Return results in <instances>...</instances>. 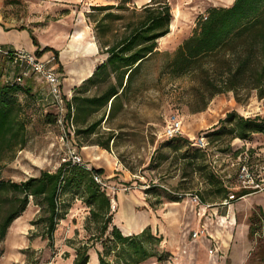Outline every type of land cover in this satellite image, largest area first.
I'll return each mask as SVG.
<instances>
[{
    "label": "rangeland",
    "instance_id": "374dc122",
    "mask_svg": "<svg viewBox=\"0 0 264 264\" xmlns=\"http://www.w3.org/2000/svg\"><path fill=\"white\" fill-rule=\"evenodd\" d=\"M136 1L134 6L126 4L128 10L124 12L115 9L98 12L89 8L88 14L84 15V31L93 40L98 53L97 22L106 13L122 16V20L114 23L103 22V25H109V31L102 35L100 41L113 44L122 37L127 24L133 21L132 12H139L151 0L148 3V0ZM219 1L165 0L172 17L174 13L180 16L172 32L169 28V34L158 40L157 51L173 53L191 36L196 23L206 16L209 8L230 5L228 2L222 4L223 0ZM114 3L113 7L124 5L123 0H115ZM20 6L26 18L34 21L30 22L29 28L34 25L40 31L50 23L66 26L61 22V17L67 14L65 11L31 9L27 3ZM77 14L67 20L71 30L76 25ZM72 37L71 31L64 45ZM39 59L45 61L44 56ZM163 62L162 57L155 56L144 64L136 82L139 91L132 94L128 102H124L123 111L115 119L107 120L105 116L93 135H79L74 139V146L83 162L88 166L101 165L106 168L105 177L115 193L116 204L108 231L113 226V217L116 223L122 225V231L136 230L142 225V220L133 210H129V205L126 207L122 202L121 195H125L128 202L139 201L135 210L140 214L148 212L146 206H152L160 225L153 228L151 233L162 239L157 248L159 253L169 255L161 262L152 258L141 264H264V220L257 209L246 214L253 206L264 204V193L245 201H237L231 207L221 206L218 201L205 205L189 201L193 209L182 204L186 206L181 213L186 216L178 224V229L183 232L181 237H178L177 232L174 233L177 230L176 225L173 227L176 213H170L169 221L162 220L165 219L162 214L165 212L168 195H194L199 199L203 189H208L199 173L187 167L183 159L184 152L192 154L195 151L193 144L202 138L200 133L215 125L229 112L245 118L264 116V100H259L255 91L240 92L238 100H235L232 93H228L214 97L203 112L193 114L191 111L196 101L190 91L192 84L187 80H158ZM11 78L8 69L0 63V81L4 83ZM94 91L90 89L86 96H93ZM38 94L32 90H29V94H16L22 108L20 119L25 125L26 143L23 149L9 156V160L6 158L0 162L2 181L20 183L38 177L42 172L54 173L67 159V142L62 139L60 129L47 122L46 116L54 113L53 108L47 105L49 102L45 96ZM101 117L102 113H99L91 118V122L99 121ZM172 117L181 122L182 141H168L162 136ZM111 134L114 140L109 142L107 150L98 146L105 143ZM203 139L207 144L208 139L204 136ZM263 145L264 138L257 135L245 142L234 140L228 146L230 151L226 153L219 152L220 149H226V143L220 147L206 146V154L213 170L227 186L236 190V175L241 166H246L255 178H264ZM237 151L241 153L234 157L233 153ZM95 158L98 160L93 161ZM117 168L121 170L116 172ZM149 186L152 187L150 193L145 194ZM124 189L127 191L124 192ZM183 200L187 201L185 198ZM124 207L126 209L122 213ZM58 210L64 218L58 222L51 244L44 236L46 207L39 201L30 200L24 213L11 224L0 243V264H65L71 254L75 256L76 251L83 246L88 247V254L102 251L101 242L107 234L100 235V225L91 220L89 209L79 197L68 192L60 195ZM120 211L122 216L119 215ZM175 219L177 222V217ZM196 231L204 232L207 246L202 235L193 237Z\"/></svg>",
    "mask_w": 264,
    "mask_h": 264
},
{
    "label": "trees",
    "instance_id": "16d2710c",
    "mask_svg": "<svg viewBox=\"0 0 264 264\" xmlns=\"http://www.w3.org/2000/svg\"><path fill=\"white\" fill-rule=\"evenodd\" d=\"M129 3L130 0H123L124 5L93 10L106 12L115 9L124 12L128 10L126 4ZM131 18L133 21L127 24L122 37L111 45L100 41L102 35L109 31V25H103V22L114 23L122 20V16L106 13L97 22L99 53L106 59L70 95L66 107L68 111L70 106L73 108V140L79 135H93L103 117L112 120L123 111L124 102L139 91L136 82L144 64L155 56L164 59L158 80H187L192 84L190 91L196 101L191 111L193 114L203 112L214 97L228 93L238 100L240 92L255 91L257 98L264 100V0H234L228 7L209 8L205 18L196 23L191 36L171 54L157 51V42L169 34L172 20L170 7L165 0H151L139 12L134 10ZM31 39L37 47L34 38ZM48 51L51 49L39 51L37 47L36 54ZM53 53L56 58L57 53ZM90 89L95 90L93 96H86ZM18 92L29 94L25 87L0 83V162L6 158L9 160L8 157L23 149L26 143L25 125L20 119L22 108L16 95ZM47 105L52 107L50 102ZM99 113H102L101 119L91 122V118ZM46 118L49 124L57 126L54 113ZM200 135L208 139L207 146L220 147L226 143V149L219 150L226 153L234 140L245 142L257 135L264 138V116L245 118L229 112ZM113 140L111 134L105 143L98 146L107 150L109 142ZM177 140L184 139L168 141ZM193 148L195 151L192 154L184 152L183 159L187 167L199 173L201 181L208 187L200 194L201 205L217 201L221 205L229 196H233L234 200L229 202L231 205L257 193L256 190L241 188L238 173V189L232 190L213 170L206 149ZM240 153L237 151L233 156L238 157ZM93 174L104 178L101 169L85 171L64 162L54 173L42 172L38 177L20 183L0 180V243L11 224L21 217L32 200L46 207L44 236L52 244L58 222L64 218L59 214L58 199L68 192L79 197L89 209L91 220L100 225V235L107 234L101 242L102 251H96L98 264H141L152 258L161 262L169 256L159 253L157 248L162 239L155 237L150 228L130 236H123L115 226L108 231L113 214L110 212V200L92 181ZM253 177L256 182L264 180ZM151 188L149 186L145 194L150 193ZM182 200L178 196L168 195L166 198L167 203H180ZM88 250L86 246L79 248L72 264H87Z\"/></svg>",
    "mask_w": 264,
    "mask_h": 264
},
{
    "label": "crops",
    "instance_id": "0c3cea01",
    "mask_svg": "<svg viewBox=\"0 0 264 264\" xmlns=\"http://www.w3.org/2000/svg\"><path fill=\"white\" fill-rule=\"evenodd\" d=\"M233 1L234 0H223L221 3L226 4L228 2L231 5ZM114 2L115 0H0V46L12 50H23L29 52L36 56L38 59L39 57L44 56L45 60L49 59L50 57H54L55 55L53 51L56 52L57 66L62 71L64 76L61 88L65 95L70 96L72 91L78 88L83 81L87 80L92 75L95 68L99 64L103 63L106 59V56L100 55L98 53L93 40L89 39L87 31H84V15L88 14V12L90 11L89 8H92L93 10L97 7L112 6L113 4H115ZM148 2L149 0L147 1V3ZM25 3L29 4L31 9L43 8L50 11H65L67 14H65L64 17H61V22H64V25L66 26H60L50 23L40 31L39 29H36L34 25H31V28H29V25L31 24L30 22L34 21L27 19L24 15V12L22 11V6L20 5ZM129 4H131V6H134L135 4H137V1L130 0ZM220 7L228 6L223 5ZM74 9L76 11H74ZM78 10L79 12H77ZM76 13H78V16H76V25L73 27L74 29L71 30L68 26L67 20L73 18L74 14ZM71 31L73 33V37L70 41L66 40L67 44L64 45V40ZM31 37L36 41L39 51H42L46 48L51 49V51L37 55V47L33 45ZM0 63L5 65L6 69H8L3 61L0 60ZM8 71L10 72L11 77L13 76L14 72H16L15 70L11 69H8ZM0 83L2 82L0 81ZM22 87H25L28 90H32L34 92H39V96L46 97V89L44 84L35 77L25 80ZM38 87H41V89ZM95 160L97 159L95 158L93 161ZM89 167L103 170V176L104 178H106L105 167L101 165H99L98 167H92V165H89ZM119 170L121 169H115L116 172H118ZM261 193L263 194L264 191L248 195L246 197H243L239 201L241 202L248 200ZM121 197L122 199H120L126 205V207H128L127 205H129V210H133L135 215L139 217L140 220H142V225L136 230L128 229L126 231H122V225L120 223H116L113 217V226H115L123 236L138 234L145 228H150V230H152L153 228L156 229L157 226L160 225L156 217L157 215L154 214L151 208L146 206L148 212L145 211L143 212V214H140L141 212H137L135 210L139 204L138 200H136L135 202H128L127 200H125L127 198L125 197V195H121ZM182 204H187L190 208H194L193 205L189 204V200H187L186 202L183 200L180 203L165 204V212L162 214V216L165 217V219L162 217V220L169 221L171 219L169 217L170 213H176L175 217H173V227L175 225L177 226V230L174 233L177 232L176 234H178V237H181L183 234V232L178 229V224L186 216L185 214L181 213L182 209H184L186 206H183ZM232 205L233 204L229 205V207H231ZM126 207L123 208V212H119V215L124 213ZM254 209H257L260 212L262 219L264 220V204L253 206L251 210H247L246 214H250ZM117 210L119 211L118 206ZM176 217L177 222L175 219ZM154 232L156 233L157 231ZM202 236L203 242H206L207 246L208 241L206 236H204V233L202 234ZM88 257L89 259L87 264H98L96 251L89 252ZM74 258L75 256L71 254L70 259L67 260L65 264H72Z\"/></svg>",
    "mask_w": 264,
    "mask_h": 264
},
{
    "label": "built area",
    "instance_id": "2783aa9c",
    "mask_svg": "<svg viewBox=\"0 0 264 264\" xmlns=\"http://www.w3.org/2000/svg\"><path fill=\"white\" fill-rule=\"evenodd\" d=\"M205 18V17H204ZM0 60L3 61L8 69L15 70L12 78L6 80V85L22 86L24 81L32 77L40 80L46 89V98L50 102L56 118V125L60 129L62 139L67 142L65 162H70L72 165L79 166L85 171H91V167L86 165L78 154L77 148L74 146L73 135L75 127L73 125V108L70 106L67 110V103L70 101L71 96H67L62 91L63 73L57 66L55 57H50L45 61H40L33 54L23 50H12L0 46ZM69 114V118H68ZM166 140H172L183 137L181 122L172 117L163 130L162 135ZM198 149H206L207 144L204 139L200 138L193 144ZM92 181L98 187L101 193H104L110 200V212H115L116 204L114 202V191L108 185L107 179L99 175L93 174ZM238 181L242 189L256 190L258 192L264 191V180L256 182L253 175L246 166H241L238 172ZM127 190L124 189V192ZM183 199H188L191 203L199 205L200 201L194 195H177ZM234 197L229 196L227 201L221 205L228 206L229 202L233 201ZM203 231L193 232V237L201 236Z\"/></svg>",
    "mask_w": 264,
    "mask_h": 264
},
{
    "label": "bare ground",
    "instance_id": "6f19581e",
    "mask_svg": "<svg viewBox=\"0 0 264 264\" xmlns=\"http://www.w3.org/2000/svg\"><path fill=\"white\" fill-rule=\"evenodd\" d=\"M180 16V15H179ZM179 16H177V14L176 13H174L173 14V17H172V20H171V23H170V28H171V32H172V30L174 29V24L177 22V20H179ZM164 38V37H163ZM162 39V38H161ZM161 39H159V40H161ZM98 160V159H97ZM188 200V199H187Z\"/></svg>",
    "mask_w": 264,
    "mask_h": 264
}]
</instances>
